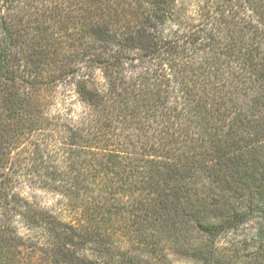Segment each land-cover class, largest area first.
<instances>
[{
  "label": "trees",
  "instance_id": "1",
  "mask_svg": "<svg viewBox=\"0 0 264 264\" xmlns=\"http://www.w3.org/2000/svg\"><path fill=\"white\" fill-rule=\"evenodd\" d=\"M1 1L0 201L39 121L27 79L73 77L83 108L49 179L85 221L45 224L51 264L121 237L119 264H233L221 240L244 226L264 260V0Z\"/></svg>",
  "mask_w": 264,
  "mask_h": 264
},
{
  "label": "rangeland",
  "instance_id": "2",
  "mask_svg": "<svg viewBox=\"0 0 264 264\" xmlns=\"http://www.w3.org/2000/svg\"><path fill=\"white\" fill-rule=\"evenodd\" d=\"M65 2L42 0L39 4L65 6ZM3 6L0 0V16L6 15ZM95 77L101 81L99 72ZM27 82L24 83L26 92L33 96L39 121L23 132L21 143L10 155L6 191L10 196L0 201V264H51L46 257L45 224L51 217L71 227L85 221L83 212L74 208L57 191L58 185L49 179V176L58 177L61 172L67 174L64 167L73 150L67 130L83 110L75 79L33 76ZM71 165L68 171L73 172L74 164ZM107 240L102 246L88 239L77 241L75 247L82 259L95 261L102 256L100 264H119L122 262L118 259L120 249L128 242L122 237ZM221 246L228 248L226 251L233 264H264L250 226L224 236ZM166 254L170 264H196L176 250L167 249Z\"/></svg>",
  "mask_w": 264,
  "mask_h": 264
}]
</instances>
